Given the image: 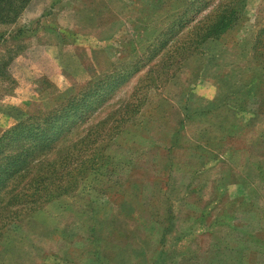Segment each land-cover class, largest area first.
Instances as JSON below:
<instances>
[{
	"label": "rangeland",
	"instance_id": "374dc122",
	"mask_svg": "<svg viewBox=\"0 0 264 264\" xmlns=\"http://www.w3.org/2000/svg\"><path fill=\"white\" fill-rule=\"evenodd\" d=\"M12 1L17 16H0V136L78 97L93 100L92 90L112 80L114 87L99 89L89 120L72 118L79 128L70 138L90 127L115 137L75 189L5 226L0 264H264L256 240L264 225V182L243 177L244 149L226 148L234 143L225 138L220 149V132L189 123L184 112L190 92L218 94L217 75L226 91L241 93L264 80V55L255 49L264 34V0H239L236 26L185 59L175 42L186 47L191 26L220 0L183 17L191 0ZM258 48L264 51V42ZM138 100L144 102L139 114L121 123L126 104ZM101 122L104 127H94ZM180 132L201 135L206 157L222 152L225 158L199 172L188 140L174 146ZM101 140L96 144L104 145ZM239 222L245 224L236 228ZM246 233L251 241L244 242ZM244 250L258 257L242 259Z\"/></svg>",
	"mask_w": 264,
	"mask_h": 264
},
{
	"label": "trees",
	"instance_id": "16d2710c",
	"mask_svg": "<svg viewBox=\"0 0 264 264\" xmlns=\"http://www.w3.org/2000/svg\"><path fill=\"white\" fill-rule=\"evenodd\" d=\"M4 1L0 0V16L8 13V18H15L18 12L14 1L8 0L9 3L3 4ZM210 4V0H191L179 17L186 16L192 8L207 7ZM240 16L239 0H220L213 5L208 15L191 26L188 34L192 43L182 48L184 41L175 42V50H181L179 55L182 59L190 57L206 41L219 39L232 30ZM263 40L264 34H260L255 44L256 54L260 56L264 55V51L257 49ZM114 83L111 80L104 81L102 86L98 84L96 90L91 92L95 96L93 100L78 97L57 109L21 120L3 132L0 136V235L5 226L32 214L45 201L75 189L80 180L105 158V148L115 136H105L102 128L93 130L90 127L84 136L71 141V134L79 128V120L72 118L89 120L90 113H86L94 109V103L99 101V89L112 88ZM143 104L140 100L126 104L128 112L123 114L120 122H130L139 114ZM99 125L104 127L105 123L101 122L94 127ZM113 129L119 132L120 125ZM116 131L114 135L118 134ZM99 138L105 141L104 145L96 144ZM53 151L57 156L50 159L49 155Z\"/></svg>",
	"mask_w": 264,
	"mask_h": 264
},
{
	"label": "crops",
	"instance_id": "0c3cea01",
	"mask_svg": "<svg viewBox=\"0 0 264 264\" xmlns=\"http://www.w3.org/2000/svg\"><path fill=\"white\" fill-rule=\"evenodd\" d=\"M151 18L153 22L155 17L152 16ZM112 29L116 28L114 27ZM217 77L219 92L215 96L204 98V96H199L195 93V91H192L187 95V97H185L184 112L187 113L185 114L186 121H189V123L196 122L198 124H204L205 127L202 130L205 131H219V135H221V137L220 139H217V142H219L218 144L220 149L222 148L221 146L225 147L223 143L224 141L221 142L222 138H225L228 141L231 140L234 143L233 148L229 147L228 144L226 148L234 152L244 149V152L247 154V164L243 168V172H245L243 177L251 179L253 176H255L264 182V158L258 159L257 157L258 151L264 150V80L259 81L254 85L250 84L249 90H245L241 93L238 89L234 91L228 89V91H226L220 77L218 75ZM261 82H263V85L259 86ZM239 85H245L244 80ZM257 86L260 88L257 89ZM260 115H262L261 119H259ZM237 117L242 118V122L240 123L245 122L247 124L241 125L233 121ZM247 125H249V127ZM253 131L258 132L254 140L249 138ZM177 134L178 137L176 135V142L174 143L175 148L177 149L178 147H181L180 145H182L181 143L183 138L187 139L189 144H187L185 148L190 151L189 153L192 155V158H196L198 162H200L201 170L199 169V172L202 171L204 173L206 171L208 172L209 170H212L215 164L221 162V158H225V156L222 155V152H220V155L216 154L214 156L212 153L213 156L206 157L203 152L206 150V148L205 146L203 147L200 142V139H203L200 137L201 135L198 136L199 138L197 139L193 137L189 139L186 137V135H181V132ZM238 134H240L239 138L244 143L242 147L238 146L237 141H235V137ZM236 138L238 139V137ZM257 138L260 140L255 142ZM205 139L208 141L212 138ZM237 184H239V182ZM246 204L247 203L240 205L245 207ZM259 219L260 218H258V221ZM259 222H261V220ZM242 224L245 223L239 222L238 225L234 226L237 228ZM234 231L237 233L238 229H235ZM256 235V240L264 247V225H262V223L259 224ZM251 238L252 235L247 238L246 233L244 242H246V240L249 241V239L251 241ZM236 240L234 241L235 246ZM240 254L241 258L245 257V259L251 260L256 256L252 255L249 250L246 252L244 250L240 252Z\"/></svg>",
	"mask_w": 264,
	"mask_h": 264
}]
</instances>
